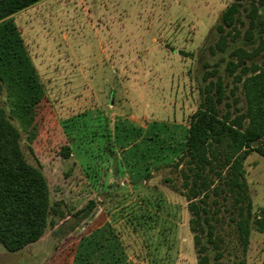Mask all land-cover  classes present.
<instances>
[{
  "label": "rangeland",
  "instance_id": "1",
  "mask_svg": "<svg viewBox=\"0 0 264 264\" xmlns=\"http://www.w3.org/2000/svg\"><path fill=\"white\" fill-rule=\"evenodd\" d=\"M230 2L41 0L9 17L33 67L38 103L21 116L4 88L0 106L20 131L26 161L41 164L50 201H62L66 217L18 252L0 244V264L197 263L181 165L174 163L210 80L224 89L219 115L245 110L241 83L227 64L237 48L255 51L264 42L259 30L246 37L245 1L225 50L216 48L215 27ZM252 62L264 69V48L244 64ZM65 144L67 158L59 152ZM243 167L252 213L264 219V156L251 152ZM89 200L91 213L73 216ZM207 202L209 214L216 211L211 221L220 245L218 259L215 249L207 251L210 264H264L256 216L244 251L233 197L210 192Z\"/></svg>",
  "mask_w": 264,
  "mask_h": 264
},
{
  "label": "trees",
  "instance_id": "2",
  "mask_svg": "<svg viewBox=\"0 0 264 264\" xmlns=\"http://www.w3.org/2000/svg\"><path fill=\"white\" fill-rule=\"evenodd\" d=\"M39 1L0 0V96L4 88L9 89L21 116L34 110L38 100H33V67L9 17ZM245 1L250 3L247 39L253 37L255 30L264 32V0H231L215 27L219 33L215 44L218 50H225L228 33L241 22L240 7ZM261 43L255 51L237 48L233 52L235 61L229 60L227 64L233 81L241 83L245 110L233 116L229 111L219 115L217 106L224 99V89L220 80H210L204 85L198 107L190 117L184 152L174 163L175 168L181 165L178 172L182 194L191 212L190 230L198 253L196 264H210L207 251L211 249L216 250V259L220 257L219 238L215 236L211 221L216 211L209 214L207 202L210 192L233 197L237 212L232 220L244 251L254 216L260 222V231L264 230V219L258 218V213H252L243 167L251 152L264 156V69L254 62L244 64L245 60L252 61L260 53L264 48V42ZM206 79L205 75L203 80ZM237 101L234 99L235 103ZM59 152L63 158L69 157L70 146L62 145ZM36 161L37 165L26 161L20 147V131L0 106V244L7 252H18L35 243L48 226H55L66 217L61 208L63 202L50 201L47 179L41 164ZM94 205L89 200L73 216L86 218ZM233 264H245V261L238 260Z\"/></svg>",
  "mask_w": 264,
  "mask_h": 264
},
{
  "label": "water",
  "instance_id": "3",
  "mask_svg": "<svg viewBox=\"0 0 264 264\" xmlns=\"http://www.w3.org/2000/svg\"><path fill=\"white\" fill-rule=\"evenodd\" d=\"M252 146H255V143H253Z\"/></svg>",
  "mask_w": 264,
  "mask_h": 264
}]
</instances>
